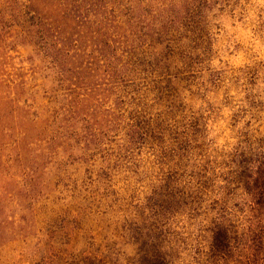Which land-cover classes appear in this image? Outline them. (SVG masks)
<instances>
[{"label":"rangeland","instance_id":"1","mask_svg":"<svg viewBox=\"0 0 264 264\" xmlns=\"http://www.w3.org/2000/svg\"><path fill=\"white\" fill-rule=\"evenodd\" d=\"M116 2L121 49L74 55L86 83H53L13 30L0 49V113L79 102L75 129L0 167L28 232L0 264H264V0Z\"/></svg>","mask_w":264,"mask_h":264},{"label":"trees","instance_id":"2","mask_svg":"<svg viewBox=\"0 0 264 264\" xmlns=\"http://www.w3.org/2000/svg\"><path fill=\"white\" fill-rule=\"evenodd\" d=\"M114 6L125 9L116 0H0V49L6 46V37L13 30L15 37H9L10 43L21 37L23 41L20 44L30 47L45 62L46 69L53 75V83H86L84 78L82 81L77 79L79 73L73 79L70 76L71 70L76 68L74 55L87 49H100L101 46L114 52L121 49L115 45H121L120 39L110 33L108 25L110 16L115 14ZM91 11L95 16L99 14V18L90 20L88 13ZM18 34L20 37H17ZM133 42L135 38L131 37L122 44L129 46ZM123 56L122 53L116 57L118 64L115 70L118 74L115 83H124L127 79L121 71L126 68ZM67 94L70 96V93ZM30 98V104L23 102L18 106L12 100L2 99L6 101L3 105L7 110L0 113V167L8 166L11 160V163L25 160L23 152H30L34 145L40 144L44 150L55 143L61 136L54 130L57 125L66 126L63 133L67 130V122L69 127L73 126L66 114L74 120L72 115L78 113V101L74 106L65 108V99H61L62 108L58 111L49 100L36 108L34 99ZM14 226L15 218L5 215L0 209V242L8 241L19 233H28L26 229L16 230Z\"/></svg>","mask_w":264,"mask_h":264}]
</instances>
